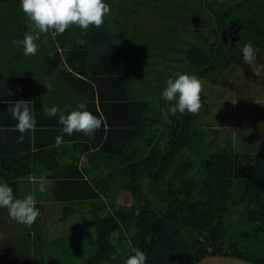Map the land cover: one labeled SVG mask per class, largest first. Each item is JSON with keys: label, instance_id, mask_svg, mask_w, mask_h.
I'll list each match as a JSON object with an SVG mask.
<instances>
[{"label": "trees", "instance_id": "1", "mask_svg": "<svg viewBox=\"0 0 264 264\" xmlns=\"http://www.w3.org/2000/svg\"><path fill=\"white\" fill-rule=\"evenodd\" d=\"M167 1L168 9L178 8L177 0ZM227 1L215 3L219 6L215 41L196 31L201 41L186 50L187 74L201 82L226 83L224 73L231 65L248 71L240 52L246 43H251L257 50L256 60L264 64V0ZM6 8L0 11L3 31L7 30L11 52L21 65L9 74L14 94L0 85V128L5 129L0 130L4 143L0 145V182L13 189L15 198L34 194L40 212L30 227L17 222L9 226L10 219L0 215V239H11L3 246L10 260L20 253L31 259L35 254L28 242L36 252L47 243L45 230L51 215L41 214L42 203L52 198L39 191L47 170L46 186L51 187L63 214L58 221L77 212L90 215V220L80 222L95 233L94 251L84 264H124L136 249L146 254V264H197L212 256L264 264V133L246 136L247 131L241 132V140L225 148L208 142L210 132L202 127L198 114L170 115L162 98L164 89L149 87L152 60L161 56L147 35H118L109 30L105 19L100 28L90 26L87 31L73 25L62 35L41 33L35 41L37 54L25 56L23 47L13 41L23 40L32 31L31 22L20 3L7 2ZM173 13L169 12V19L178 24L182 19ZM230 24L238 27L239 37L232 49L222 38L223 27ZM170 30L175 33L176 26ZM46 36L54 39L51 47L43 44ZM40 57L44 74L84 94L85 110L104 121L93 135L74 132L69 136L62 132L58 117L38 115L43 106L33 103V81L26 64H35ZM150 57L151 62L144 63ZM137 83L147 88L139 98L135 97ZM18 100H25L31 112L32 107L37 109L35 131L24 133L22 143L17 142L22 135L15 129L17 121L7 111ZM257 121L264 129L263 114ZM61 135L64 142L57 147L56 137ZM257 141H261L259 147ZM69 143L73 151L61 153ZM88 153L92 162L97 160V167L103 165L109 172L99 181H89L85 175L90 170L80 168L81 156ZM64 159H70L68 167ZM31 161L37 164L30 165ZM32 176L37 181L34 193L28 183ZM118 192L122 202L114 198ZM128 197L131 202L125 201ZM114 234L120 244L131 248L125 259L116 258Z\"/></svg>", "mask_w": 264, "mask_h": 264}, {"label": "rangeland", "instance_id": "2", "mask_svg": "<svg viewBox=\"0 0 264 264\" xmlns=\"http://www.w3.org/2000/svg\"><path fill=\"white\" fill-rule=\"evenodd\" d=\"M13 1L20 3V0H7V2ZM7 2L0 0V11L3 12L4 9H7ZM104 2L109 4V1L104 0ZM126 2L127 4L120 8L119 1L116 2V10L114 14L112 13L115 23L108 24V28L118 35L124 33L128 37V35L131 36V32H137L140 36L144 34L150 38L152 46H155L153 48L155 53L161 56L159 60L151 57L150 61L144 60V63H150L152 59L155 62V66L152 65V75L147 76L150 81L149 87L153 91L165 89L166 81L169 78L175 79L179 74H187L189 66L186 63V50L193 43L197 44L201 41L193 32H203L206 37L215 41L218 29L215 23L218 16L215 13L219 10V6L215 4L216 0H177L175 2L178 5L177 9H168L170 4L167 0H126ZM227 2L233 3L232 0ZM227 8L222 7L220 10H227ZM169 12L176 13L174 17L182 20H178V24L171 22ZM108 15L104 18V24ZM183 20H192V22L189 24L182 22ZM174 25L177 30L172 33L170 29ZM3 26V20L0 19V85L7 86L10 81V72L17 70V65L19 66L20 62L11 52L9 44L12 41L7 35V30L3 31ZM123 45L126 47L124 43ZM127 49H129L128 46ZM261 58L264 60V49L261 50ZM224 74L226 80L224 84H213L210 81L202 80L203 107L198 115L202 127L210 132L208 142L214 141L215 145L232 148L235 143L237 144L238 138L241 140V132L243 134L247 131L246 136L259 132L264 133V129L261 128L262 122L258 124L257 121L262 115L261 113L264 112V64H260L255 59L249 64L248 71L237 65H231ZM146 91L145 86L137 83L135 97L139 98L140 94ZM164 102L170 107V102L165 100ZM168 106L167 108H169ZM195 157L196 161L199 156L195 154ZM45 192L50 193V187H47ZM49 196L52 198L50 203H46L49 207L46 204L43 207L44 212L51 215V220L45 230L47 243L39 252L34 251V245L31 242H28L29 245L27 244L31 247L33 254L39 253L40 256L34 255L29 259L20 253V255L11 256L10 260L3 246L8 244L11 239H0V264H19V262L21 264H84L92 255L95 248V233L89 226L86 227L80 223L90 220L89 213L77 212L68 220L59 222L58 217L63 216L61 207L54 201L53 193H50ZM123 200L124 198H122ZM131 200L129 197L125 199L126 202H131ZM14 222L10 220L9 226L15 225ZM115 235H113V243L119 250L116 258L118 260L125 259L126 253H129L131 248L125 242L120 244L118 234ZM125 250L127 252H124Z\"/></svg>", "mask_w": 264, "mask_h": 264}, {"label": "clouds", "instance_id": "3", "mask_svg": "<svg viewBox=\"0 0 264 264\" xmlns=\"http://www.w3.org/2000/svg\"><path fill=\"white\" fill-rule=\"evenodd\" d=\"M20 7L31 22L32 31L25 34L23 40H15L14 44L23 47L25 56H35L38 46L35 43L40 38L41 33H49L54 36L62 35L70 26H78L87 31L90 26L100 28L104 23L106 15L110 14V7L104 0H20ZM256 49L251 43H246L240 49L243 60L246 64H251L256 59ZM258 75V73H255ZM48 91L51 85H45ZM22 91V89H17ZM203 84L195 75L179 74L175 79L169 78L166 81V88L162 92V98L170 102L168 108L170 115L185 112L197 115L203 107L201 93ZM86 104L80 102L76 110L66 114L64 110L57 106L51 108L43 107L44 113L48 117L58 116V123L63 125L62 132L71 136L74 132H83L85 135H93L99 130L104 121L85 110ZM7 111L17 121L15 129L22 135L17 138L18 143L24 140V133L34 132L36 120L30 111L25 100H18L10 104ZM63 136L56 137V146L63 143ZM261 141H257L259 147ZM50 173L45 170L44 176L39 183V191L47 190L45 177ZM0 210L7 211V217L25 226L33 225L40 215L36 208V200L33 194H28L25 198H15L13 189L6 183L0 182ZM146 254L135 250V254L129 256L124 264H146Z\"/></svg>", "mask_w": 264, "mask_h": 264}, {"label": "crops", "instance_id": "4", "mask_svg": "<svg viewBox=\"0 0 264 264\" xmlns=\"http://www.w3.org/2000/svg\"><path fill=\"white\" fill-rule=\"evenodd\" d=\"M106 1L107 2L109 1L108 5H109L110 9L112 10L110 12V14L108 15L109 16L108 17V24H111V23L114 24L115 18H114V16L112 18V13L114 14V11L116 10V7H117L116 2L119 1V4H118L119 8L122 5L127 4V2H126V0H106ZM53 40L54 39H52V37L46 36L43 39V42H44L43 44L47 47H51L53 45ZM26 66L28 67V69L31 72L30 76H31L32 81H33L32 86H33V103L34 104H36V105L39 104V105H42L43 107L47 106L49 108H51L53 106H57L60 109L64 110L66 114H68L72 110H76L77 105L80 102H83V103L85 102L84 100H86V98L84 97V94L83 95L78 94L79 92H76L75 90L71 89L70 87H66L65 84H62V83L56 81L54 77H49V76H46L44 74L45 66L42 64L41 57H40V59L35 60V64L27 63ZM48 84L51 85L50 91H48L47 87L45 86ZM2 87L3 88L5 87V89H7V91L10 93L14 94L16 92L15 87H13V85H12V79H10L7 86H2ZM32 109H33L32 114H33V116H35V113H36L35 110H37V109H35V107H32ZM42 109H39L38 115L41 112V116H43L44 119L50 118L44 113V111ZM263 113H261V114H263ZM56 117H58V116H56ZM51 118H53V117H51ZM0 130L2 132H4L5 129H3V127H1ZM0 137H1L0 145H2L4 143H3V139H2L1 134H0ZM72 149L73 148L71 147V143L65 144L64 148L61 150V153H64L63 151L70 153L71 151H73ZM64 161L68 167L70 164V159H64ZM64 161L62 160V163H64ZM29 164L30 165L32 164V166H33L37 163H35V161H31ZM96 164H97V160H94L92 162L89 153L83 154L81 156L80 168L84 169V170L85 169L90 170L89 173L85 176L89 179V181H92V182L99 181V179L104 178L109 173L106 169H104L103 165L101 167H97ZM36 182L37 181H36V178H34V176H32L30 181L28 182L30 184L29 186L31 188V190H30L31 193L35 192L34 187H35ZM50 193H51V187H50ZM114 195H115L114 198L117 202H122V197H121L119 192L117 194H114ZM35 200H36V197H35ZM42 204L44 207L45 206L44 204H46V201H43ZM46 205H47V207H49L48 204H46ZM0 212H2L0 215L7 216L6 210H0ZM41 214L47 215L46 212H44V209H42Z\"/></svg>", "mask_w": 264, "mask_h": 264}, {"label": "water", "instance_id": "5", "mask_svg": "<svg viewBox=\"0 0 264 264\" xmlns=\"http://www.w3.org/2000/svg\"><path fill=\"white\" fill-rule=\"evenodd\" d=\"M197 264H253V263L239 260L233 257L212 256V257L204 258Z\"/></svg>", "mask_w": 264, "mask_h": 264}, {"label": "flooded vegetation", "instance_id": "6", "mask_svg": "<svg viewBox=\"0 0 264 264\" xmlns=\"http://www.w3.org/2000/svg\"><path fill=\"white\" fill-rule=\"evenodd\" d=\"M237 28L238 27L234 24H230L228 26L223 27L224 32L222 34V38L225 44L231 46V49L235 47L236 43L239 40V37L235 33Z\"/></svg>", "mask_w": 264, "mask_h": 264}]
</instances>
